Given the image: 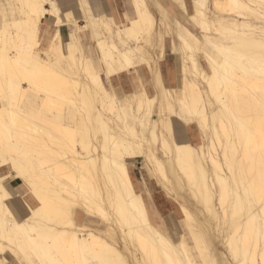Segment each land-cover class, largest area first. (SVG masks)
I'll use <instances>...</instances> for the list:
<instances>
[{"label":"bare ground","instance_id":"1","mask_svg":"<svg viewBox=\"0 0 264 264\" xmlns=\"http://www.w3.org/2000/svg\"><path fill=\"white\" fill-rule=\"evenodd\" d=\"M128 2L125 30L99 22L120 48L95 41L103 68L134 69L118 94L56 0H0V264H229L216 233L236 264H264V0H169L201 37L157 23L156 0ZM156 27L181 68L174 89L147 64L151 92L136 67ZM152 179L178 205L176 234L148 206Z\"/></svg>","mask_w":264,"mask_h":264},{"label":"crops","instance_id":"2","mask_svg":"<svg viewBox=\"0 0 264 264\" xmlns=\"http://www.w3.org/2000/svg\"><path fill=\"white\" fill-rule=\"evenodd\" d=\"M156 1L157 2H146V5L149 11L151 12V14L154 16L157 23L162 19V12L166 14L168 13L172 20L174 16L169 11L171 6L177 9V11H179L178 8L172 4V2H168L169 0H156ZM165 3L167 4L165 5ZM56 4L60 8V17L64 21V24H65L64 31L67 34H73L76 27L80 28L79 39H80L81 50H83V52L91 58L95 69L97 71H101L104 69L111 70L110 68H103L102 63L99 59V48L95 41L100 40L103 37L101 40H103L107 45L116 44L118 46L120 44L118 40L115 38V36L113 37L112 35H109V34L107 35V31L105 30L103 26H100L99 22L101 21V19H103L104 21L107 20L106 22H108V24L114 30L116 29V26L122 30H125L129 24L130 16L134 15V9H133L132 3L128 2V0H95V2H90L88 0L87 2H83L88 19H89L88 20L89 24H87L86 26H81L77 23V17L74 16L73 10L69 8L68 6L69 2H67V0H56ZM106 5L108 9L106 8ZM102 14L105 18L100 16ZM108 16H111L112 21L114 22V27L112 26V22L110 21V18H108ZM182 20H183V17H182ZM67 24H68V28H70L69 30L66 28ZM89 26L92 29V33L88 39L90 40V43H92V46L83 47V45L81 44V39L85 37V35L83 36L82 34L85 29L89 28ZM102 27L104 28V30ZM44 28H45L44 33L47 32V34L51 36L52 30L50 29L46 30L47 29L46 26ZM158 36L161 37L160 30L156 27L152 31H150V33L149 32L146 34L144 33L139 38L140 41L138 43H139V46H142L143 48L142 55L145 57L146 61L140 62L139 64L137 62L138 65L136 64L137 65L136 69H139V74L147 78L149 77V72L147 70L146 65L149 64L150 66H152L154 69H156L160 73L164 87L175 89L179 86V79L177 78V70H178L177 61L173 57L174 54L171 53V39L169 40V36L167 35L162 36L163 38L162 37L159 38ZM142 37L146 42L141 41ZM158 39L159 41H157ZM129 40L126 41L127 44L128 45L130 44V46H133L134 45L133 39H131L130 41ZM162 42H163V47H162ZM93 44L95 45L94 48H93ZM120 46L118 47L120 48ZM145 68L147 71L145 70ZM111 72L112 74L108 78L105 77V79L109 80V83L107 84V86L110 85L111 88H113V91L115 93H118L117 91L119 90H121L122 92H130L132 90L133 85L135 84V79H136V78L134 79L135 74H134L133 68L127 69L119 75L114 74L112 70ZM146 81L147 80H144V82L146 83V87L148 88L149 91L151 90L152 92V88L147 84ZM188 131H190L189 128L187 129V132ZM132 176H133L134 181H140L142 177L146 175L145 173L142 172V170L140 171V170L135 169L132 172ZM149 183H150V180H149ZM151 187L152 186H150V188ZM151 194L152 195L150 197L153 198L155 204L153 203L152 204L153 206H151L149 199L147 197L148 206L154 209L157 212V214L160 217H162V214L167 212L166 210L169 204L168 200L162 195L161 192H159V196H157V192L154 193V191H152V188H151Z\"/></svg>","mask_w":264,"mask_h":264},{"label":"rangeland","instance_id":"3","mask_svg":"<svg viewBox=\"0 0 264 264\" xmlns=\"http://www.w3.org/2000/svg\"><path fill=\"white\" fill-rule=\"evenodd\" d=\"M88 0H67V2H69V8H71L74 12V16L77 17V23L81 26H86L87 24H89L88 22V16H87V13H86V10H85V7H84V4L83 2H87ZM129 1V0H128ZM1 2H5V0H1ZM186 2V5H187V8H188V12L189 13H192L193 12V8H192V0H185ZM209 1L206 3L207 7L204 5L202 6V9L204 10L205 7H206V13L210 15L209 13V9L210 8V4H208ZM167 3H165L166 5ZM106 8L108 9L107 5H106ZM66 11V10H64ZM169 11L172 13V15L174 17H176L178 20H180L186 27H188L190 29V31L196 35L197 37H201V33H200V28L198 26H195V24H192L190 23V21H185V20H182V15L180 14L179 11H177V9H175L174 7H170ZM110 13V12H109ZM208 15V16H209ZM108 18H110V21L112 22V26L114 27V22L112 21V18L111 16H108ZM193 25V26H192ZM66 28L69 30L70 28H68V24L66 26ZM92 33V29L89 27L87 29L84 30L83 32V36L85 35V37H83L81 39V44L84 46H92V43H90V40L88 39L89 36L91 35ZM176 42L179 43V40L176 39ZM199 45V44H198ZM95 47V45L93 44V48ZM186 53H188V50H185ZM182 53V52H181ZM181 53L179 52V56L178 55H173V57L176 59L177 61V67H178V70H177V75L179 76V73H180V68H181V61L180 59H178L181 55ZM196 55L198 56V62H199V67L200 69L202 68L205 72H208V68H207V63H206V60L204 59L203 55L200 53V52H196ZM75 57H79V53L78 52H75ZM190 62L187 61L186 62V66L187 68H190L191 65L189 64ZM138 74H139V69H136ZM141 73V72H140ZM139 76L142 78V81L146 80L145 76H142L141 74H139ZM113 79V78H112ZM134 79H135V76H134ZM105 84L107 85L109 83V80L108 79H105L104 80ZM113 83V81H112ZM145 84V82H144ZM119 89V88H118ZM118 93H121L122 91L119 90L117 91ZM153 113H152V117L156 118V114H155V108L153 107ZM176 128H177V135L179 138H183L184 137V126L182 125V123L178 122L177 125H176ZM150 166V165H149ZM151 167V166H150ZM142 170L143 173H149V167L146 166L145 164L143 163H140L136 166V168H134V170ZM150 174V173H149ZM149 186H152V190L154 191V193L157 192V196H159V192L162 193V195L167 198L168 200V207H167V212L162 214V217L161 219L163 218V220L165 221L167 227L174 233L176 234V226H178L180 229L181 228H185V223L181 217V214L179 212V208H178V205L176 203V201L174 200V197L172 194H169L167 195L165 190L161 189L160 186L156 183V181L154 179H152V182L151 184L149 183ZM155 189V190H154ZM156 191V192H155ZM153 194V192H152ZM151 194V195H152ZM149 199V202L151 204V206H153L152 204L154 203V200L153 198L151 197H148ZM176 204H175V203ZM155 204V203H154ZM217 204V203H216ZM217 209H218V205H217ZM220 211V209H219ZM162 221V220H161ZM230 222V221H228ZM177 224V225H176ZM221 224V223H220ZM229 225V223H227ZM227 224L225 225V227L227 226ZM173 225V226H172ZM221 226H223L221 224ZM174 227V228H173ZM224 227V226H223ZM222 235H218V233L215 234V236L218 238L217 240V243H216V247H217V250L220 251V252H223L225 253L227 256H228V261H229V264H236L232 258L228 255V253L226 252L225 250V247L223 245V239H222Z\"/></svg>","mask_w":264,"mask_h":264}]
</instances>
